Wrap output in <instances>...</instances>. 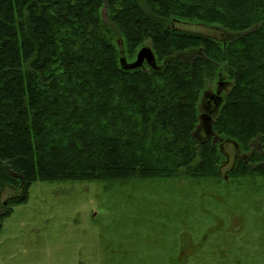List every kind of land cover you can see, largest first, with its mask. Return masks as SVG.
Here are the masks:
<instances>
[{
  "label": "trees",
  "instance_id": "1",
  "mask_svg": "<svg viewBox=\"0 0 264 264\" xmlns=\"http://www.w3.org/2000/svg\"><path fill=\"white\" fill-rule=\"evenodd\" d=\"M144 46L158 68L124 69ZM218 77L230 88L199 138ZM230 143L250 157L230 174L264 176V0H0V190L20 191L0 219L39 181L220 177Z\"/></svg>",
  "mask_w": 264,
  "mask_h": 264
},
{
  "label": "rangeland",
  "instance_id": "2",
  "mask_svg": "<svg viewBox=\"0 0 264 264\" xmlns=\"http://www.w3.org/2000/svg\"><path fill=\"white\" fill-rule=\"evenodd\" d=\"M176 27L236 36L200 24ZM224 148L230 162L221 160L216 178L32 184L28 200L0 219V264H264V176L230 174L235 148ZM19 193L0 190V217Z\"/></svg>",
  "mask_w": 264,
  "mask_h": 264
},
{
  "label": "flooded vegetation",
  "instance_id": "3",
  "mask_svg": "<svg viewBox=\"0 0 264 264\" xmlns=\"http://www.w3.org/2000/svg\"><path fill=\"white\" fill-rule=\"evenodd\" d=\"M224 80V79H222ZM220 83V81H219ZM224 83V82H223ZM227 87V84H223L222 88L223 90ZM215 94H210L208 95L206 98L203 99L202 102V108L203 110H205L206 113H201V118H200V122H199V126L197 128L196 134L200 135L201 131L203 132V130L205 131V134H207V137L210 138L213 136V132L211 129V124L213 122V117L215 116V114L219 111L220 107L223 104V100L217 99V101H213L212 97H214ZM226 157V162L229 163L230 162V157L227 154H224ZM239 159H244V160H249L250 157L248 156V154H244L242 152H236L235 151V155L233 157L232 160V165L238 161ZM4 204H6V201L4 202Z\"/></svg>",
  "mask_w": 264,
  "mask_h": 264
},
{
  "label": "water",
  "instance_id": "4",
  "mask_svg": "<svg viewBox=\"0 0 264 264\" xmlns=\"http://www.w3.org/2000/svg\"><path fill=\"white\" fill-rule=\"evenodd\" d=\"M103 19H106L107 11H106V6L103 9ZM145 63H147L150 67L153 69L158 68L157 60L155 57V53L153 52L152 48L150 46H144L142 47L136 56V59L132 62H129L126 57L122 56L121 58V65L124 69L126 70H135L138 68H144ZM223 81L220 80V83L218 85L217 92L215 93L214 97H212L213 101H217V99L222 100L221 93L223 91Z\"/></svg>",
  "mask_w": 264,
  "mask_h": 264
}]
</instances>
